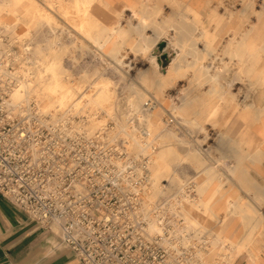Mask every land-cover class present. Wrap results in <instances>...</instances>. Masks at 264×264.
Segmentation results:
<instances>
[{
    "label": "bare ground",
    "instance_id": "1",
    "mask_svg": "<svg viewBox=\"0 0 264 264\" xmlns=\"http://www.w3.org/2000/svg\"><path fill=\"white\" fill-rule=\"evenodd\" d=\"M23 1L28 11L32 9L35 19L29 22L23 38L27 41V35L39 27L49 33L48 49L44 48L46 43L35 46L25 43L22 68L25 79L20 85L22 91H17L13 98L33 99L51 124L69 123L72 134H84L104 143L108 137L109 141L121 140L119 150L133 155L137 175L146 173L143 195L148 207L156 200L167 201L169 213L181 220L173 224L171 231L195 248L204 264H229L228 255L219 252L217 241L221 250H229L234 257L244 251L245 264H259L257 258L264 257V213L259 207L264 205V193L258 192L256 181L259 177L264 180V171L259 165L264 163V104L259 103L256 93L264 91V0L260 3L258 0H216L214 5L206 0L202 5L196 4L194 21L184 15L175 18L178 25L185 27L183 45L165 31L156 36L157 41L166 40L164 50L172 56L169 66L162 69L159 60L150 53L149 45L143 42L136 51L148 62L146 67L138 66L134 75L127 74L134 66L131 60L125 62L126 53H120L115 43L122 32L118 19L123 8L118 9L114 21L100 25L95 11L104 7L106 0H10L7 6H18ZM69 1L73 10L67 8ZM131 7L137 16V10ZM219 8L224 11L219 12ZM7 11L16 15L13 9ZM221 15L226 19L217 21ZM136 18L137 25L133 26L130 21L128 27L138 34L144 33L147 22L143 17ZM212 23L214 28L225 27L217 33L210 28ZM0 25L12 38L20 40L16 22L8 23L0 16ZM172 25L170 28L175 29ZM64 37L76 40L78 45L65 44ZM223 37L226 39L222 47L216 49ZM107 46H110L108 51ZM72 48L82 54H94L95 81H89L85 71L74 80L71 71L63 68L65 55L75 66L79 63L72 55ZM135 48L130 45L132 51ZM36 50L43 57L39 61L40 77L50 75L45 87L50 93L47 97L35 70L38 60L28 56ZM109 68L117 75L112 89L109 87L112 79L105 75ZM121 80L126 90L124 96L116 89ZM182 81L184 86L180 84ZM147 83L154 86L153 90H149ZM173 87L180 89L168 93ZM248 90L255 92V103L250 108L242 105ZM110 120L114 121V127L107 126ZM233 120L241 126L231 134ZM243 121L262 128L261 142L253 140L254 134ZM215 126H222L223 130L219 131L216 142H209L211 128ZM215 150L219 151L217 157L213 156ZM229 154H236V166L231 164ZM184 163L196 170L192 180L176 176ZM172 164L177 165L176 169ZM155 179L167 182L155 184ZM174 186L177 191L169 193L167 189ZM233 187L242 189L245 195L239 192L232 195ZM224 198L227 200L223 201ZM219 202L223 203L222 208L217 206ZM221 212L223 215L219 216ZM236 217L248 220L250 228L256 226L255 220L262 219L258 225L262 238H256L253 232L244 247L238 237H228L224 227ZM210 221L220 223L217 241L207 233L211 229Z\"/></svg>",
    "mask_w": 264,
    "mask_h": 264
},
{
    "label": "built area",
    "instance_id": "2",
    "mask_svg": "<svg viewBox=\"0 0 264 264\" xmlns=\"http://www.w3.org/2000/svg\"><path fill=\"white\" fill-rule=\"evenodd\" d=\"M24 60L22 40L0 25L1 196L48 230L53 248L71 251L77 264H204L171 231L181 220L167 201L146 204V173L137 175L131 154L53 150L62 124H51L33 99L13 98L22 91Z\"/></svg>",
    "mask_w": 264,
    "mask_h": 264
},
{
    "label": "rangeland",
    "instance_id": "3",
    "mask_svg": "<svg viewBox=\"0 0 264 264\" xmlns=\"http://www.w3.org/2000/svg\"><path fill=\"white\" fill-rule=\"evenodd\" d=\"M209 1L213 2L212 5H214L216 0H209ZM259 1L261 2L262 0H258V3H260ZM9 2H10V0H0V8H1L0 9V16H2L4 21H6L8 23L9 22H12V23L16 22V26L18 25L16 31H17L18 34H20V40H22L24 46H25V43H27L26 45H29V46H33V45L35 46L37 44H45L46 43L44 48L48 49L47 38H48V34L49 33H46V31L45 32L42 31L39 27H38V29H34L35 31L32 30L27 35V37H26L27 41H25V39L23 38V33L25 32V30L28 31L27 26H28L29 22H31V19L33 20V22H35V19L32 16V9H31V11L30 10L28 11L26 9V7L28 8V5L24 1L21 2L18 6H17V4H15L13 6L12 5L11 6H7V4ZM107 4H108V2H106L104 7H102V8L100 7V9H96V11H95L96 15H98V23L100 25H107L108 24V23L105 22V18L110 15L109 13H112V21H114V19L116 18L118 9H120V8L115 9V8L111 7L109 4L108 5ZM24 6H25V9H24ZM134 7L135 6H133V8ZM67 8H68V10H73L74 9V6H72L70 1L67 2ZM9 9L10 10L13 9L16 12V15L8 14L7 10H9ZM193 9H195V6H193L190 3H186V5H185V12L186 13L184 14V16L186 18H188L189 21H194L195 20V14L193 13ZM218 11L221 12V11H224V10L219 8ZM101 12H102V14H101ZM160 12H161V7L157 6V5L156 6H154V5L150 6L149 8L144 10L143 12H138L137 11V13H138L137 16L143 17L145 19V21L148 24V28L151 29L153 33L151 32V33L148 34V33L144 32V33L138 34L135 31V29H132L131 27H128V24H129V22L131 21L132 18L136 19L135 20L136 22H132L131 21L130 23H132V24L134 23L133 26L137 25V20L138 19L136 18L137 17L136 14L133 13V12H132V15L129 16V18H127V24L126 25H123V24L120 25V31H122V32L119 33V38H117L115 40V43L117 44L116 48L119 50L120 53H124L125 52L126 53V57H127L125 62L127 63V62H129L131 60L130 62L134 66V68L132 70H129L127 72V74H129V75L136 74V71H137L136 68L138 66L139 67H141V66L142 67H146V62H148V61L145 59V56H143V54H141L140 51L139 52L136 51L139 48L138 46H140V44H142L143 42H145V43H147V45H149V47L151 49L150 53H153V52L156 51L155 52L156 54H154V55L159 60V63H160V66H161L162 69L169 66L170 59L172 58V56L169 57L166 54V51L164 50L165 47L163 48L162 51H159V49H158L159 41L156 40V36L158 35V33H161L162 31H165L167 33V35L174 37L179 45H183L185 43V36H184L185 27L183 25H180V24L178 25L179 22L177 20L175 21L176 15H169V16H167V18L158 20L157 17L160 14ZM123 17H124L123 14H122V16L119 17V19H118L119 23H121V19ZM224 19H226L225 15H223V16L221 15V17H219L217 19V21H219V20L223 21ZM250 19L252 21L254 19V17L252 16ZM171 25L173 27H175V29H171L170 28ZM179 27L180 28L182 27L183 29L182 28L180 29ZM214 27H215V25H214V23H212L210 28L211 29L213 28V30H215V32L218 33L225 26L219 25L216 28H214ZM169 29L172 30L171 33L168 31ZM178 33H179V35H178ZM133 34H135V36H133ZM225 39H226L225 37L221 38V42L219 43V45L217 46L216 49H219V47H222V43L224 42ZM63 40H64L63 42H65V44L71 45V43L74 42L76 45H78L77 44L78 42L76 40L71 41V38H69V37H64ZM205 43H207V42H205ZM130 45L133 48H135V47L136 48L132 51L130 49ZM165 46H167L166 42H165ZM58 47H59L58 45L55 47L57 51L59 50ZM71 50H74L72 52V55L77 60H79L80 64L77 63L76 66H75L73 61L71 60V58L69 56L65 55V56L62 57V63H61L63 68L71 71L72 79H74V80L78 79V76L83 71H85V73H87V75H88L87 79L89 81H95L97 79V77L95 75H93V73H92V70L95 68V64H97L96 62L93 61L95 59L94 54L91 53V52L90 53H86V54H82L77 49H73V48ZM106 50L108 51V48H106ZM164 54L166 55V57L162 58V56ZM68 55H69V53H68ZM28 56H29L30 59H32V57H34V58L36 57L35 59L38 60V65L36 66L35 70L38 73V82L41 83L44 86L43 87L44 92H45L44 95H46V97H47V95L49 96L50 93H48V90L45 87L47 86V84H49L50 75L46 74L44 76V78L42 79L40 77L39 72H38L40 70V67H41V65L39 64V61L43 59V57L41 58L42 53H41V51L39 52V51L36 50L34 54H31V55L28 54ZM142 57H143V59H142ZM73 66H75V67L73 68ZM105 75L109 76L110 79H112L111 80L112 83L109 86L112 89L113 86H114L113 83L117 80V75H116L114 69L113 68H109L105 72ZM130 80L138 81L139 79L132 78ZM184 82L185 81H182V82H180V84L184 86ZM123 85H124V83H123L122 80L119 81V83L117 84V88L116 89L118 90L120 96H124L125 92H126V90L123 89ZM181 85H180V87H182ZM147 87L149 88V90H153L154 86L152 84H148L147 83ZM180 87H178V88L177 87L169 88L168 89V93H173L177 89H180ZM175 88H177V89H175ZM121 90L123 92H121ZM198 91H197V93H200V90H198ZM254 94H255V92H253V90H248L247 97H246L245 100H247V101L251 100L252 101V98H253ZM174 97H175V102H177L178 98L176 96H174ZM47 100L49 101V99H47ZM113 112L116 113L115 111H113ZM76 120H78V118H76ZM95 120H98V119H95ZM107 122H108V124L107 123H105V124H107L108 127H114L115 126L114 121L110 120V121H107ZM234 122L231 123L232 124L231 125L232 126L231 127L232 131H230L231 134H234L235 132H237L240 129V126H241L240 122H238V121H234ZM66 126L67 127H65V128H63L62 125H60V124H58V126H57V130L59 132L58 137L61 138V139L58 138V141L53 145V150L55 152H69L70 154H122L123 157L127 156V154H125L121 150H119V148L122 147L121 140L117 139L116 141H109V137H108L106 141L104 140L105 141V143H104L103 141H100V140L95 139V138H87L84 134H78V133L72 134L71 133V129H70V124L68 123ZM64 129H67V135L66 136H63V134L61 132ZM211 129H212V132H211V135L209 136L208 141L209 142H216L218 133H219V131L223 130V127L222 126H215L214 128L212 127ZM218 155H219V151L215 150L213 152V156L217 157ZM131 156L130 157L132 158V161L135 162V158L133 157L132 154H131ZM229 156L231 157V164L233 163V165L236 166V164L238 163L236 154H229ZM259 165H260L261 170L264 171V163H261ZM172 167L176 169L177 165L172 164ZM217 167H218V170L220 171L219 166H217ZM195 174H196V170L189 163H184V164L180 165V167L178 169V172H176V176L178 175L182 180H187V179L192 180V178L195 177ZM196 181H198V178H196ZM166 182H167L166 180H162L161 181V180H156L155 179V184H161V183L165 184ZM256 182H257V187L259 188L258 192L264 193V180H262V177H259V179H257ZM177 189L178 188H176V186H174L173 188L171 187V188H168L167 190L170 191L169 193H175L177 191ZM233 189H234V191L231 193L232 195H235V192H236V194L238 192L241 193L240 190H238V191L235 190L236 187H233ZM259 207H260L261 212L264 213V205H261ZM222 214H223V212L220 213L219 216H222ZM261 258L262 257H258L257 258L258 263L261 260Z\"/></svg>",
    "mask_w": 264,
    "mask_h": 264
},
{
    "label": "crops",
    "instance_id": "4",
    "mask_svg": "<svg viewBox=\"0 0 264 264\" xmlns=\"http://www.w3.org/2000/svg\"><path fill=\"white\" fill-rule=\"evenodd\" d=\"M106 2L115 9L123 8L124 17L121 19V24L126 25L127 18L132 15L131 6H135L134 8L138 12H143L153 5L160 6L161 12L157 19L161 20L167 18L169 15H184L186 13V3L196 6V4L198 5L199 3L202 5L206 0H106ZM212 3L213 2H211L210 5H212ZM109 14L110 15L107 16L108 18H105L106 23L112 22V13ZM134 20V18L131 19L132 22H135ZM145 32L149 34L152 30L148 28ZM169 32H172V30H169ZM133 36H135V34H133ZM161 41L166 42V40ZM109 47L110 46H107L108 49ZM155 52L152 54H156ZM256 95L259 103L264 104V91L256 93ZM254 103L255 100L252 98V101L244 100L242 105H246V107L250 108ZM243 125L254 134L253 140L256 141V143L262 141L261 134L259 133L262 131V128H256L252 123L248 124L245 121H243ZM235 190L238 191L237 188ZM239 190L241 191L240 194L244 196V191L242 189ZM225 200L227 199L224 198L223 201ZM222 202L217 204L219 208L223 207ZM248 222L249 221L244 218L240 219L237 217L229 220L224 227V233L228 237H238L245 247L247 240L253 232L256 238H262L258 228V225L262 224V219L255 220L254 224L256 226L251 228L250 222ZM208 226L211 229L207 233L217 241L216 232L221 227L220 223L218 221H210ZM54 242L55 237L48 230L40 228L34 221L30 220L22 210L14 207L0 194V264H77L71 251L66 248H53ZM217 246L219 247V252L221 251L228 255L229 264H245L244 257L246 253L244 251L240 255L234 257L229 250H221L222 248L219 246L218 241ZM262 256H264V253H262ZM259 264H264V257L261 258Z\"/></svg>",
    "mask_w": 264,
    "mask_h": 264
},
{
    "label": "water",
    "instance_id": "5",
    "mask_svg": "<svg viewBox=\"0 0 264 264\" xmlns=\"http://www.w3.org/2000/svg\"><path fill=\"white\" fill-rule=\"evenodd\" d=\"M164 47H165V41H160L159 44H158L159 51H162ZM165 57H166V55L164 54L162 56V58H165Z\"/></svg>",
    "mask_w": 264,
    "mask_h": 264
}]
</instances>
